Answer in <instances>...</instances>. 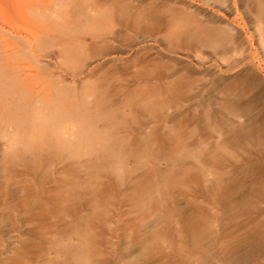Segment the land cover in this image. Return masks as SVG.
<instances>
[{
  "label": "rangeland",
  "instance_id": "obj_1",
  "mask_svg": "<svg viewBox=\"0 0 264 264\" xmlns=\"http://www.w3.org/2000/svg\"><path fill=\"white\" fill-rule=\"evenodd\" d=\"M0 264H264V0H0Z\"/></svg>",
  "mask_w": 264,
  "mask_h": 264
},
{
  "label": "bare ground",
  "instance_id": "obj_2",
  "mask_svg": "<svg viewBox=\"0 0 264 264\" xmlns=\"http://www.w3.org/2000/svg\"><path fill=\"white\" fill-rule=\"evenodd\" d=\"M229 7V6H228ZM228 15V14H227ZM93 20H95V19H93ZM211 34V33H210ZM220 35L221 36H224V37H227L229 40H231V41H233V39H231L232 38V32L230 31V30H223V31H221L220 32ZM4 58V57H3ZM67 58V57H66ZM69 58V57H68ZM13 67V66H12ZM19 67V66H18ZM14 68V67H13ZM42 68V67H41ZM6 74V73H5ZM8 87H10V86H8ZM51 117H49V118H47V120L48 121H51V123L54 121V123H55V120H56V116H58V117H60L58 114L56 115V114H54V112L52 111L51 113ZM52 115H54V116H52ZM56 115V116H55ZM22 119V116H19L18 118H13V119H10V120H6L5 122L6 123H9V124H11V123H13L14 124V126H15V132H14V134H18V135H20V127H21V124L23 123V121L21 120ZM66 122H65V124L63 125L64 127H62L61 129H60V131H61V133H63V134H67V133H69V127H71V126H73V127H77L78 126V124H79V121L78 120H76V119H74V120H72V118L70 117V115H67V118H65L64 119ZM11 122V123H10ZM25 122V121H24ZM57 131H58V129H57ZM8 135V134H7ZM6 135V136H7ZM9 139H11V137L9 138ZM14 141V139H12V142ZM61 145V144H60ZM112 147V146H111ZM110 147V148H111ZM121 149V148H120Z\"/></svg>",
  "mask_w": 264,
  "mask_h": 264
}]
</instances>
